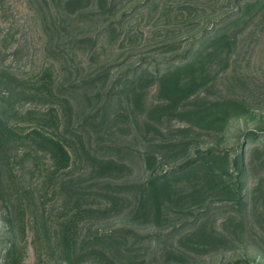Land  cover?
I'll return each instance as SVG.
<instances>
[{
    "label": "rangeland",
    "instance_id": "obj_1",
    "mask_svg": "<svg viewBox=\"0 0 264 264\" xmlns=\"http://www.w3.org/2000/svg\"><path fill=\"white\" fill-rule=\"evenodd\" d=\"M197 58L207 82L176 111L152 114L168 99L152 74ZM204 101L226 103L221 126L181 111ZM49 107L74 161L57 193L46 156L0 154V264L11 243L22 264H75L53 241L74 207L68 185L85 188L92 208L74 227L77 247L112 233L120 264H264V0H0V113L28 130L25 112ZM210 148L244 153L243 173L224 181L240 186L242 204L201 178L199 160L174 175L160 216L151 195L141 201L151 175ZM87 149L124 166L102 173ZM201 224L219 239L189 235Z\"/></svg>",
    "mask_w": 264,
    "mask_h": 264
},
{
    "label": "trees",
    "instance_id": "obj_2",
    "mask_svg": "<svg viewBox=\"0 0 264 264\" xmlns=\"http://www.w3.org/2000/svg\"><path fill=\"white\" fill-rule=\"evenodd\" d=\"M198 59L177 64L174 68L168 69L161 74H152V77L156 76L161 82V94L168 98L165 102L153 105L150 108L152 114L163 116L166 113L176 111L185 99L194 95L207 82V78L202 73L198 74L199 72H196L200 69L198 67ZM45 87L50 90L52 89L48 85H45ZM39 88L40 85L36 86V91ZM134 98L137 99V96L134 95ZM64 99L67 100L66 98ZM225 104L221 101H204L196 104L191 110L186 109L181 111L183 113L188 112L191 116L200 119L203 125L205 123H216L221 126L228 115V111L224 108ZM25 113L34 119V124L28 130L9 122L0 113V154L9 149L17 150L20 147H24L25 153L35 154L36 156L40 153L46 156L48 163L45 166L44 181L45 183L48 182L47 186L49 189H54L58 193L60 190H57V188L63 179L62 172L69 168L74 161L72 153L67 146L66 138L60 135V113L54 107H49L42 112L31 108ZM250 134L253 135L255 132L251 131ZM87 152L94 169H99L102 173L121 169L124 166V163L114 158L97 156L92 154L88 149ZM197 153H199V156L188 160L185 166L166 170L162 174H153L146 182L140 185L141 201L144 199V195H151L157 216L161 215L162 205L166 197L172 194L174 175L186 169V165L194 164L198 160L205 163V169L201 175L204 181L213 184L215 187H220L228 193H232L230 197H234V200L236 198L239 204L243 203V195L239 194L240 186L236 185V187H233L232 180L226 183L224 181L226 176L231 174L232 171H236V177L243 173L244 153L241 151L235 154L232 160L227 151L216 150L214 148L198 150ZM143 158L146 166H152L157 157L153 152L146 151ZM68 186L69 194L67 197L69 201L74 202V207L70 209L69 214H63L57 223L53 224V241L56 247L62 256H65L66 259L68 258L75 264L83 262L87 264H120L117 256L110 250L109 245L111 243L110 239L113 237L112 233L100 234L99 236L89 238L82 247H77L78 241L74 227L77 226L81 213L86 212L91 206L87 204L88 194L85 188L78 185ZM258 187H263V184L259 183ZM117 200L118 196L113 195L110 205H113ZM197 234H201L207 240L211 239L215 241V239H219V235L214 233L213 230L207 229L205 224L197 226L189 235ZM238 263L237 261L227 264ZM4 264H22V256L16 254V246L12 243L6 248Z\"/></svg>",
    "mask_w": 264,
    "mask_h": 264
}]
</instances>
